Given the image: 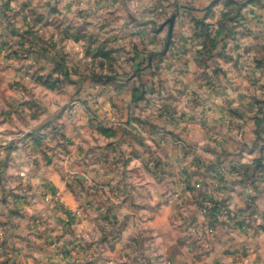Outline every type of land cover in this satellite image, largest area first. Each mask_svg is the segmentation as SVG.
Returning a JSON list of instances; mask_svg holds the SVG:
<instances>
[{
	"label": "crops",
	"instance_id": "0c3cea01",
	"mask_svg": "<svg viewBox=\"0 0 264 264\" xmlns=\"http://www.w3.org/2000/svg\"><path fill=\"white\" fill-rule=\"evenodd\" d=\"M23 4L41 13L24 11ZM230 8L226 0H0V36L34 33L33 19L42 24L35 33H43L48 18L100 23L104 61L116 62L113 75L122 77L126 70L133 89L162 86L170 132L165 141L151 142L164 154L161 182L155 167L147 166L154 165L151 158L125 146V130L119 128L113 137L118 134L123 145L109 152L121 170L86 175L104 181L97 188L66 184L48 158H8V165L22 164L18 187H0V264H93L83 244L96 237L89 233L95 226L120 227L122 242H148V259L264 264V168L248 180L257 163L264 167L256 150L264 137V6L245 8L235 29L227 20ZM174 15L169 37L165 26ZM142 18L149 20L143 30ZM173 137L199 152L181 157ZM221 166L229 172L220 174ZM104 208L110 213L92 217ZM130 208L141 217L120 214ZM97 237L105 259H127L123 243L110 256L107 236ZM128 250L139 260L146 253Z\"/></svg>",
	"mask_w": 264,
	"mask_h": 264
},
{
	"label": "rangeland",
	"instance_id": "374dc122",
	"mask_svg": "<svg viewBox=\"0 0 264 264\" xmlns=\"http://www.w3.org/2000/svg\"><path fill=\"white\" fill-rule=\"evenodd\" d=\"M226 1L231 7L227 20L233 29L240 26L243 11L249 5L259 2L264 6V0ZM20 7L36 15L41 13L32 6L23 4ZM2 21L11 22L7 19ZM148 21L144 18L139 21L142 30ZM30 23L34 33L26 36L5 33L0 36V187H18L15 178L22 162L15 160L8 165V158H48L65 177L66 184H77L83 189L103 186L104 181H90L86 175L90 172L99 175L101 172L115 173L121 170L115 164L116 157L109 152L115 144V151L119 150V145H123L118 134L113 137L114 129L118 128L125 130V146L130 150L134 147L141 158H151L154 165L147 166L155 167L158 181H164V154L160 155L151 147L153 140L162 138L165 141L170 135L168 120L163 116L165 94L162 86L140 84L133 89L126 70L122 77L116 78L114 71L111 72L116 62L104 61L106 51L101 44L104 37L98 30L100 23L97 24L95 20L85 22L71 18H48L45 19L43 33H35L40 19H33ZM165 27L170 30L168 22ZM223 33L220 35L221 42H226ZM125 54L129 55L127 52ZM118 81L125 84L122 89L118 88ZM127 91L132 95L123 94ZM173 143L182 146L181 157L199 152V147L189 146L183 140L173 137ZM256 150L259 154L257 158H264V137L258 142ZM125 152L128 150L125 149ZM89 158H93L92 162ZM8 170L14 174L9 179L2 175ZM177 194L174 193V196H179ZM29 196L35 201V195ZM102 197L95 195L97 200ZM81 199L83 204L84 196ZM105 209L96 211L92 217L109 214ZM139 213L132 208L120 212L126 217H131V214L141 217ZM117 214L116 211L113 216ZM80 229L81 234L86 232L85 228ZM90 229V235L96 237L92 239L93 235L89 236L83 245L92 252L87 261L93 264H175L173 259L168 262L158 257L148 259L147 250L151 248L148 242H133L132 239L119 241L120 227L95 226ZM100 233L107 236L108 255L115 254L113 250L117 244L123 243L127 259H105V250H102L99 245L101 239L97 237ZM83 245L80 244L85 254ZM128 249L146 253L139 260Z\"/></svg>",
	"mask_w": 264,
	"mask_h": 264
},
{
	"label": "trees",
	"instance_id": "16d2710c",
	"mask_svg": "<svg viewBox=\"0 0 264 264\" xmlns=\"http://www.w3.org/2000/svg\"><path fill=\"white\" fill-rule=\"evenodd\" d=\"M264 167L261 165V163H257L256 166H255V169L251 175V177L248 178L249 181H252L254 179V177L256 176V174L262 170Z\"/></svg>",
	"mask_w": 264,
	"mask_h": 264
},
{
	"label": "water",
	"instance_id": "95a60500",
	"mask_svg": "<svg viewBox=\"0 0 264 264\" xmlns=\"http://www.w3.org/2000/svg\"><path fill=\"white\" fill-rule=\"evenodd\" d=\"M176 15L172 16L171 19L168 21L170 25L169 37H171V32L175 23Z\"/></svg>",
	"mask_w": 264,
	"mask_h": 264
},
{
	"label": "built area",
	"instance_id": "2783aa9c",
	"mask_svg": "<svg viewBox=\"0 0 264 264\" xmlns=\"http://www.w3.org/2000/svg\"><path fill=\"white\" fill-rule=\"evenodd\" d=\"M186 150H187V148H186ZM227 169H225L224 167H221V168H219L218 169V172L220 173V174H227L225 171H226Z\"/></svg>",
	"mask_w": 264,
	"mask_h": 264
}]
</instances>
